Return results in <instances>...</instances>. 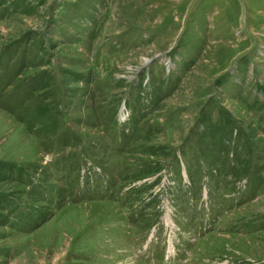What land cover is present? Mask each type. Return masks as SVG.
I'll list each match as a JSON object with an SVG mask.
<instances>
[{
    "label": "rangeland",
    "instance_id": "obj_1",
    "mask_svg": "<svg viewBox=\"0 0 264 264\" xmlns=\"http://www.w3.org/2000/svg\"><path fill=\"white\" fill-rule=\"evenodd\" d=\"M0 264H264V0H0Z\"/></svg>",
    "mask_w": 264,
    "mask_h": 264
}]
</instances>
